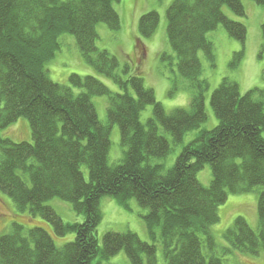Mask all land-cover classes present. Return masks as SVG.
Masks as SVG:
<instances>
[{"label": "trees", "instance_id": "obj_1", "mask_svg": "<svg viewBox=\"0 0 264 264\" xmlns=\"http://www.w3.org/2000/svg\"><path fill=\"white\" fill-rule=\"evenodd\" d=\"M120 1L0 0V190L18 211L40 216L52 226L51 233L43 223L26 229L14 222L0 237V263L92 264L98 257L109 259L124 250L131 264H159L160 243L165 264H226L212 233L221 220L219 207L231 194L257 189H261L258 232L238 216L225 231L228 247L222 248L231 254L259 255L264 252V89L242 94L236 81L224 78L211 96L218 125L200 130L169 169L163 161L173 148L160 133L164 130L181 145L189 132L208 120L210 84L203 77L199 55L202 52L211 66L216 65L208 34L222 25L243 45L232 64L239 63L247 27L229 18L224 7L245 16L243 0H173L169 5L168 41L175 57L161 54L162 62L176 66L169 93L175 95L181 82L191 90L189 106L172 111L145 86L139 71L131 73L128 62L122 65L116 55L97 45L99 24L112 31L122 28L115 9ZM253 1L264 6V0ZM159 22L155 10L141 15L140 43L153 36ZM65 34L75 37L86 63L116 83L120 92L91 75L73 73L69 85L52 80L47 65L61 50ZM95 96L108 98L107 122L99 119ZM148 106L153 108L152 117L143 123L141 114ZM21 117L30 122L32 142H15L2 134ZM113 124L120 126L126 150L120 162L111 164ZM205 165L212 169L209 186L198 179ZM55 197L69 202L84 221L65 222L47 204ZM105 197L127 208L134 199L146 209L152 242L132 231H110L100 244L97 228ZM69 233L75 239L57 246L52 234Z\"/></svg>", "mask_w": 264, "mask_h": 264}, {"label": "rangeland", "instance_id": "obj_2", "mask_svg": "<svg viewBox=\"0 0 264 264\" xmlns=\"http://www.w3.org/2000/svg\"><path fill=\"white\" fill-rule=\"evenodd\" d=\"M172 2L173 0H121L115 4V9L121 15L122 28L119 31H112L105 23H101L97 27L99 34L98 47L116 55L122 65L128 62L133 67L131 73L132 71H139L144 79L145 86L155 91L157 100L163 104L167 111H172L177 107L187 108L191 100V90L186 87L185 82H181L182 88L175 95H170V77L174 75L171 70L176 71V66L174 63L171 66L170 61H161L162 53H168V55L175 57L168 41L167 31V9ZM243 3L246 10L245 16L236 15L228 6L224 7V12L229 18L242 22L247 27L244 54L239 63L237 65L232 64L235 53L241 51L243 45L239 40L232 38L222 25L208 34V38L214 44L216 65L211 66L202 52L199 55L203 65V77L207 78L210 84L206 93L208 120L199 130L189 132L181 145H176L172 138L160 129V133L168 137L173 148L172 153L163 161L167 169L175 164L183 146L190 143L200 130H211L218 125V118L211 105V96L224 78L236 81L242 94L255 87L264 89V37L262 34L264 6L253 0H243ZM152 10L157 11L160 15L159 26L153 36L144 39L140 43L139 19L141 15ZM62 38L63 46L61 50L57 53L55 59L47 65L52 80L69 85V77L73 73L82 76L91 75L100 79L112 91L120 92L116 83L98 73L86 63L72 34H65ZM74 91L76 93L80 92L79 89H74ZM92 101L96 106L99 119L102 122H107L108 98L95 96ZM152 109L151 106H148L142 112L141 121L143 123H146L152 117ZM2 134L15 142H32L30 122L24 117L19 118L11 126L5 128ZM110 140L109 161L111 164L118 163L124 158L126 149L121 145V133L117 124L112 127ZM158 161L153 160V162ZM83 171L88 180L87 168L84 167ZM198 179L205 186L210 185L212 181L210 165H205L198 173ZM259 191L261 189L251 193L231 194L228 200L219 207L221 220L212 227V233L219 245L218 255H222L226 259V264H264V252L259 255L231 254L223 249L228 247L224 239V233L232 226L238 216L245 217L249 225L258 232ZM47 204L53 207L67 223H82L84 221V217L78 214L67 201L55 197L49 200ZM101 211L103 217L97 228V237L100 244H102L103 236L110 231L121 233L132 231L137 233L143 241L152 242L144 219L147 210L142 208L136 200H131L129 208H127L117 199L105 197L101 202ZM14 222L23 224L26 229L42 226L38 224L43 223L44 227L52 233V226L48 222L40 216L31 218L27 211H18L10 196L0 190V237L11 231ZM52 236L59 247L75 239L74 233L65 236L52 234ZM157 247L159 264H165L161 244L157 243ZM93 264H131V262L126 252L122 250L109 259L98 257L93 261Z\"/></svg>", "mask_w": 264, "mask_h": 264}, {"label": "bare ground", "instance_id": "obj_3", "mask_svg": "<svg viewBox=\"0 0 264 264\" xmlns=\"http://www.w3.org/2000/svg\"><path fill=\"white\" fill-rule=\"evenodd\" d=\"M115 124H113L112 126H114ZM118 125V124H117ZM119 126V125H118ZM119 129H120V133H121V136H122V130H121V128H120V126H119ZM112 130V129H111ZM111 135V134H110ZM110 154V153H109ZM125 156V155H124ZM95 260V259H94ZM93 260V261H94ZM92 264H93V262H92Z\"/></svg>", "mask_w": 264, "mask_h": 264}]
</instances>
